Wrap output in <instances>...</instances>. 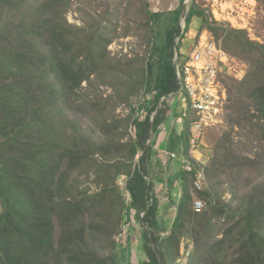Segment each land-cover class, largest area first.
Listing matches in <instances>:
<instances>
[{
  "label": "trees",
  "instance_id": "16d2710c",
  "mask_svg": "<svg viewBox=\"0 0 264 264\" xmlns=\"http://www.w3.org/2000/svg\"><path fill=\"white\" fill-rule=\"evenodd\" d=\"M99 1L0 0V264H264V40L180 0L149 84L155 29L148 1L137 0L136 23L123 33L118 0L98 10ZM71 11L80 24L68 21ZM192 18L201 22L197 38L208 32L247 70L223 81L227 102L213 127L221 134L202 165L206 188L193 192L198 165L188 159L194 170H181L167 225L169 207L161 209L147 169L148 141L164 120L161 98L181 92L175 60ZM130 29L136 50L110 51ZM120 106L129 107L125 118ZM193 119L186 117V152ZM195 199L205 201L201 212ZM131 211L142 215L139 263L130 262L129 238L127 246L117 241Z\"/></svg>",
  "mask_w": 264,
  "mask_h": 264
},
{
  "label": "rangeland",
  "instance_id": "374dc122",
  "mask_svg": "<svg viewBox=\"0 0 264 264\" xmlns=\"http://www.w3.org/2000/svg\"><path fill=\"white\" fill-rule=\"evenodd\" d=\"M149 1L152 5L151 6L152 9L156 10L158 6L156 4V0H149ZM250 1L251 0H195V4L206 9L210 13L213 20L219 23H223L230 28L232 27L234 29L244 30L247 32L248 37H250L251 40L262 42L264 40V25L261 22L264 19V13L260 5L261 4L260 0H255V7L253 9H250V7L248 6V4H250ZM106 2L107 1L105 0H100L97 5L98 10H100V8ZM118 2L120 4V9H119L120 18L118 20L119 22L118 32L123 33L125 28H127L128 26L132 27V25L136 23L135 20H136V17H138V14L136 13L137 8H138L137 6L138 1L137 0H118ZM189 3H190V0H186L183 3V5H186V10L189 8ZM126 10L128 11L127 14L125 13ZM250 10H252L253 13H251ZM67 18L70 23L80 24L81 22L78 19V13L74 11H71L70 13H68ZM200 23L201 22L199 21V19L192 18L190 29L188 31L191 33L187 34L188 33L187 32L183 36V39L179 44L178 51H179L180 56H184L183 53L188 49L193 39H195L194 41H196L197 37L196 36L194 37L195 35L194 32H196V34L197 32H199L198 29H199ZM180 25H181L180 26L181 31H183V29L185 28V23H184L183 18H182ZM153 26H154V29H156V31L161 29L158 21L156 22V24L154 23ZM133 34H134V30L130 29L128 37L115 40V42H113L109 46L108 49L112 51L113 53L122 52L123 54H125L127 52H134L136 50L135 44L137 43V39L133 37ZM157 39H158L157 37L154 38L153 45H152L151 53L153 55V60L149 67V79H150L149 84L153 82V78L155 77V74L158 71V67L160 66L157 60L158 59L157 57L158 51L156 50V43H158ZM246 70H247V66H246ZM107 93H109V91ZM116 112L119 113L121 117L125 118V116L129 115V107L120 106ZM210 128L211 127L207 128L208 131L206 135H203V137L205 136L204 137L205 139H203L202 145L200 146L202 147V149L205 150V153H208V154L213 149L212 147L214 143L212 141L217 139L219 135L221 134V132L220 133L218 132L217 127L216 128L212 127L213 129H210ZM132 131L133 130L131 129V132ZM208 160L209 158L207 157V161ZM207 161L204 163V165L207 163ZM123 177L124 176L119 178L118 185H120L123 197L126 203L129 205L131 199H130L128 192L125 190V179ZM204 185L205 183L203 184L202 190L203 188H206V185L205 186ZM154 190H155V187H154ZM168 194L169 193L167 190H165V188L159 187L157 195L161 201L160 203V205H162L161 207H164V202H166V199L169 200L168 203L172 202L170 195H169V198L166 197ZM177 197H178L177 194H174L175 201H177ZM223 198L225 199V201H228L230 198V194L226 192ZM203 202L205 204L204 200ZM175 209L176 208L174 206L169 205V209L166 210L167 212L169 210L168 215L166 217L167 219H169V221H165L167 225H169V222L172 221V216H174L175 214ZM141 216H142L141 214L138 215L134 213L133 211H131V216H129V221L126 222V219L124 220L123 231L117 237V241L119 245L121 247L126 246L127 244L126 237L128 236L129 229L130 228L135 229L134 234L131 235L132 242L130 244V252H131L130 262L139 263L140 260H143L145 258V255L143 254V250H142V244L139 241V232L141 230V225H140ZM190 251H191V246H189L188 250L184 253V255H182L181 260L183 263L187 261L190 255Z\"/></svg>",
  "mask_w": 264,
  "mask_h": 264
},
{
  "label": "built area",
  "instance_id": "2783aa9c",
  "mask_svg": "<svg viewBox=\"0 0 264 264\" xmlns=\"http://www.w3.org/2000/svg\"><path fill=\"white\" fill-rule=\"evenodd\" d=\"M248 6L253 9L255 0H251ZM250 12L253 13L252 10ZM175 63L180 91L186 96L187 108L194 116L190 123L191 135L188 138V153L193 154L202 145L205 130L221 124V115L227 102V92L223 81L243 78L246 65L229 56L206 31L202 32L193 46L189 47L186 58L182 60L180 57V64L178 59ZM169 97H162L160 101L165 102ZM147 98H149L148 95ZM145 100L144 98L140 101ZM171 157L173 158L174 154ZM183 170L192 173L194 166L186 162L183 164ZM205 181L203 166L198 165L192 187L193 192L202 191ZM203 208L202 200L193 201L195 212H201Z\"/></svg>",
  "mask_w": 264,
  "mask_h": 264
},
{
  "label": "crops",
  "instance_id": "0c3cea01",
  "mask_svg": "<svg viewBox=\"0 0 264 264\" xmlns=\"http://www.w3.org/2000/svg\"><path fill=\"white\" fill-rule=\"evenodd\" d=\"M147 1L149 4V9L154 15V23L156 24V22L158 21L161 27V29L158 31H156L155 29V38H158V43H156V50L158 51L159 55L162 49L164 33L171 27L173 11L179 8L180 0H156V4L158 5L156 10H153L150 1ZM189 33L191 32H188L187 34ZM194 33L195 37L197 34L196 32ZM194 40L195 39H193L189 47L193 46V43H195ZM189 47L183 53L184 56H181L182 60L186 58V53L189 50ZM160 66L158 67V71L153 78L152 84H154L155 82V79L160 70ZM165 102L166 107L164 110H166V113L163 115L164 120L157 126L155 131L151 133L150 139L148 141L151 149V157L148 161L147 169L155 185V194H158L159 187L165 188V190H167L169 193L166 197L169 198L170 195L171 201L173 203L178 202L181 196L180 173L181 170H183V164L189 162L188 159H191L198 165H204V163L207 161V153H205V150L202 149V147H199L193 154H189L188 150L186 152L183 146V134L185 132V122L187 121L186 117L189 122L192 119L193 115V113L187 108L186 96L182 92H178L176 93V96H170ZM140 153L142 152H139V154ZM172 154H174L173 158L171 157ZM123 178L126 181V177ZM174 194H177L178 196L177 201H175ZM157 198L159 199L158 195ZM168 201L169 200L166 199V202H164V207H169ZM160 203L161 201L159 199V204ZM162 208L163 207H161V209ZM165 213L166 212H164V220L169 221V219L166 218L168 214L165 215ZM173 217L174 216H172V220ZM171 222L172 221H170L169 224H171ZM133 231L135 232V229ZM134 232L131 233V231H129L128 236L126 237V240H128L129 238L130 243L132 242L131 235L134 234Z\"/></svg>",
  "mask_w": 264,
  "mask_h": 264
},
{
  "label": "water",
  "instance_id": "95a60500",
  "mask_svg": "<svg viewBox=\"0 0 264 264\" xmlns=\"http://www.w3.org/2000/svg\"><path fill=\"white\" fill-rule=\"evenodd\" d=\"M181 14H182V13H181ZM181 14H180V22L182 21V16H181ZM178 40H179V38H177V39L175 40V43H174L175 48H177V42H178ZM175 66H176V63H175ZM140 155H141V153L137 156V159L140 158Z\"/></svg>",
  "mask_w": 264,
  "mask_h": 264
}]
</instances>
